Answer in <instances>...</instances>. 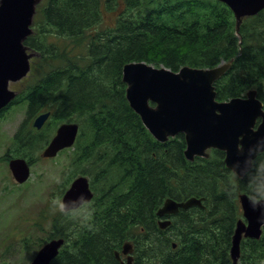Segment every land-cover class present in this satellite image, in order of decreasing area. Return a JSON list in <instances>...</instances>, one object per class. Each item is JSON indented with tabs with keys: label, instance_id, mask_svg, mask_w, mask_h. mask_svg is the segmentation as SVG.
Here are the masks:
<instances>
[{
	"label": "trees",
	"instance_id": "obj_1",
	"mask_svg": "<svg viewBox=\"0 0 264 264\" xmlns=\"http://www.w3.org/2000/svg\"><path fill=\"white\" fill-rule=\"evenodd\" d=\"M236 33L232 11L217 0H43L25 43L38 57L14 102L27 111L14 153L27 157L35 138L48 142L49 134L29 126L42 112H52L55 125L78 122L61 186L84 175L95 192L86 222L52 213L51 238L66 244L51 264H120L116 251L126 242L134 246L133 264H233L244 182L222 151L190 162L184 134L157 141L130 107L123 68L146 62L177 72L233 60L216 83L217 99L256 88L264 103V11L244 19L241 39ZM190 197L203 198V206L180 210L161 229L165 200ZM241 255L238 264H264V228L260 239L242 240Z\"/></svg>",
	"mask_w": 264,
	"mask_h": 264
},
{
	"label": "water",
	"instance_id": "obj_2",
	"mask_svg": "<svg viewBox=\"0 0 264 264\" xmlns=\"http://www.w3.org/2000/svg\"><path fill=\"white\" fill-rule=\"evenodd\" d=\"M233 11L239 29L242 20L264 9V0H219ZM41 0H0V111L16 97L10 89L11 82L20 81L31 70V60L36 56L24 44L32 34L33 20ZM227 63L216 68L198 69L184 67L179 72L156 68L145 62H133L123 68V81L127 85L126 97L133 110L140 115L145 127L160 142L184 133L186 157H208L209 149L226 153L225 163L232 171L241 172L247 158L255 157L264 149V105L257 90L248 92L246 98H233L220 102L216 99L214 83L231 67ZM151 104H154L153 106ZM50 113L39 115L34 126L42 128ZM261 120L256 125L258 120ZM77 123H65L43 152L44 157H55L76 142ZM15 180L24 183L30 177V166L25 159H12L9 163ZM94 194L87 177L76 178L65 192L62 203L66 209L80 207L90 202ZM244 220L237 222L232 238L231 258L238 264L243 238L260 239L264 222L259 206L253 207L245 194L240 195ZM202 206V200L191 197L185 201L167 199L158 211L159 217L177 214L181 209ZM170 220H161L165 229ZM65 240L53 239L46 243L30 264H50L59 254ZM174 247H176L174 245ZM133 252L130 243L123 253ZM118 257V253L116 254ZM133 257L129 256L127 264Z\"/></svg>",
	"mask_w": 264,
	"mask_h": 264
},
{
	"label": "rangeland",
	"instance_id": "obj_3",
	"mask_svg": "<svg viewBox=\"0 0 264 264\" xmlns=\"http://www.w3.org/2000/svg\"><path fill=\"white\" fill-rule=\"evenodd\" d=\"M105 22L111 24L113 20L107 18ZM26 118L25 105H17L0 119V264H30L41 245L53 235L52 212L55 217L63 214L58 207L65 191L61 186L63 171L74 153L72 148L44 160L40 154L45 143L35 138V144L27 150L35 160L31 177L18 184L9 169L6 152H14V136ZM56 127L51 119L48 138Z\"/></svg>",
	"mask_w": 264,
	"mask_h": 264
},
{
	"label": "clouds",
	"instance_id": "obj_4",
	"mask_svg": "<svg viewBox=\"0 0 264 264\" xmlns=\"http://www.w3.org/2000/svg\"><path fill=\"white\" fill-rule=\"evenodd\" d=\"M233 176L243 181L244 194L246 195L248 202L253 206H259L261 208V215L258 220L264 222V149L259 151L255 157L247 158L245 167L241 169V172H236V169H232ZM237 191V186L233 185V190L230 193L234 194ZM53 205H57V201L53 200ZM59 210L64 212L68 216H80L81 222H86L90 217V212L87 210V203L80 207L73 208L70 211L66 209V204H59Z\"/></svg>",
	"mask_w": 264,
	"mask_h": 264
},
{
	"label": "flooded vegetation",
	"instance_id": "obj_5",
	"mask_svg": "<svg viewBox=\"0 0 264 264\" xmlns=\"http://www.w3.org/2000/svg\"><path fill=\"white\" fill-rule=\"evenodd\" d=\"M25 86H26V85H25V82L21 81L20 83H17V85H16L15 87H16V90H17L18 92H21ZM8 155H9V154H8V151H7V152H6V158L8 157ZM172 215H174V214H172ZM172 215H167V216H165V217H166V218H169V217L172 216ZM119 254H120V256H119V258H118L119 263H120V264H124V263H126L127 260H128V255L123 254L122 251H120Z\"/></svg>",
	"mask_w": 264,
	"mask_h": 264
},
{
	"label": "bare ground",
	"instance_id": "obj_6",
	"mask_svg": "<svg viewBox=\"0 0 264 264\" xmlns=\"http://www.w3.org/2000/svg\"><path fill=\"white\" fill-rule=\"evenodd\" d=\"M53 10V9H52ZM215 210V209H214ZM242 256V255H241Z\"/></svg>",
	"mask_w": 264,
	"mask_h": 264
}]
</instances>
